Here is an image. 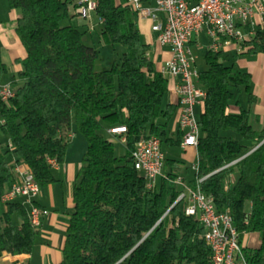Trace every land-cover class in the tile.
<instances>
[{
    "label": "trees",
    "instance_id": "1",
    "mask_svg": "<svg viewBox=\"0 0 264 264\" xmlns=\"http://www.w3.org/2000/svg\"><path fill=\"white\" fill-rule=\"evenodd\" d=\"M6 3L19 13L15 33L26 56L11 77L14 98L0 102V134L8 148L0 154V199L15 183V165L25 166L39 187L51 184L48 161L63 163L76 132L86 150L60 264H211L203 228L184 215L183 201L175 203L180 190L168 180L176 176L147 190L133 167L135 144L151 136L162 142L178 104L162 106L168 80L156 70L127 1L94 0L101 38L123 48L119 63L102 71L94 70L98 52L83 44V33L60 26L70 18L68 0ZM79 7L73 5L75 15ZM241 48L248 55L264 54V28ZM220 55L205 51L198 77L205 99L198 118L197 173L188 186H198L216 212L231 217L245 264H264V120L258 129L251 125L256 99L250 76L220 61ZM5 74L0 63V82ZM242 89L247 108L229 114L234 93ZM116 127L126 129L120 156L101 134ZM181 135L164 141L178 146ZM10 154L15 165L6 159ZM251 234L259 237L255 249L242 245ZM36 235L22 204L0 202V258L29 254Z\"/></svg>",
    "mask_w": 264,
    "mask_h": 264
},
{
    "label": "built area",
    "instance_id": "2",
    "mask_svg": "<svg viewBox=\"0 0 264 264\" xmlns=\"http://www.w3.org/2000/svg\"><path fill=\"white\" fill-rule=\"evenodd\" d=\"M133 12L141 18L152 21V31L156 41L162 48H167L170 58L161 69V74L177 80L176 94L178 98L177 128L182 134L181 149L196 148L199 137L198 119L194 108L202 105L205 93L198 83L199 73L196 71L197 57L190 48L193 36L205 32L209 39L205 51L219 53L231 45L240 46L253 39L256 29V18L264 17V2L261 0H153V7L143 6L144 0H126ZM76 15L80 19H89L95 8L94 0H81ZM161 15L162 20H158ZM15 91L10 84L0 85V102L7 103L14 98ZM125 127L111 128L107 134L125 141ZM134 170L145 181V188L152 190L156 181L162 177L165 157L161 150L159 138L151 136L137 142L132 152ZM51 169L57 164L49 160ZM197 173V165L193 167ZM14 172L20 180L15 181L1 196V204L12 203L23 198L29 205L28 219L30 225L38 229L40 218L47 211L36 207L34 199L39 192L31 173L25 168ZM202 179L197 181L199 184ZM173 186L180 188L175 201L184 202V215L195 217L203 228V240L210 252V260L217 264L221 253H229L228 264H245L235 230L233 248L222 251V242L227 237L226 227H233L228 214L215 210L211 197L200 192L199 187L190 188L182 179L176 177L168 180Z\"/></svg>",
    "mask_w": 264,
    "mask_h": 264
},
{
    "label": "crops",
    "instance_id": "3",
    "mask_svg": "<svg viewBox=\"0 0 264 264\" xmlns=\"http://www.w3.org/2000/svg\"><path fill=\"white\" fill-rule=\"evenodd\" d=\"M81 0H78L74 5H79ZM264 2V0H261ZM143 6L153 7V0H144ZM0 63L6 69V74L2 77L0 85L10 84L15 89L16 84L11 81V77H15L21 70V66L18 64L19 61L23 60L26 56L25 50L18 40L15 27L16 21L19 18V13L8 7L6 0L3 7L0 2ZM137 16V15H136ZM138 17V16H137ZM139 21H147L149 24L148 33L146 31L139 30L140 37L146 36L150 40L146 44L150 45V57L155 64L156 70L161 73V69L164 67L165 62L170 58V52L167 48H162L156 41V34L152 31V21L148 18L138 17ZM78 19H80L78 17ZM158 20L161 21V15H158ZM140 21V22H141ZM264 28V17L256 18V29ZM255 29V30H256ZM202 36L205 38L206 47L209 39L205 32H202L196 36H193L190 41V48L201 50L202 46L198 42V38ZM151 38H154L151 41ZM153 42V43H152ZM228 54H236L238 58L235 61V66L246 72L250 76V92L255 97L256 102L251 106V114L254 118L256 125H260L264 120V54L248 55L239 46L231 45L228 48L221 51L220 59L225 62V57ZM197 57V56H196ZM198 59V58H197ZM226 63V62H225ZM167 92L163 97L162 106L174 105L177 106L178 98L176 94L177 80L167 77ZM239 104L231 103L227 109L229 114L239 113ZM202 112V105H198L194 108L196 118ZM177 116L176 114L167 125L165 130L164 140H170L174 142L179 137V130L177 128ZM257 121V122H256ZM81 136V135H80ZM110 136V135H109ZM114 139V137L110 136ZM74 138V139H73ZM74 135L70 138L72 144L66 147V153L64 156L63 163L57 165L56 168L51 170L53 182L47 186L39 187L37 197L34 199L33 204L47 211V214L40 218V225L37 229V235L29 254L10 256L4 254L0 258V264H60L62 261V251L65 243V234L68 227L69 217L73 211V200L72 192L73 186L76 182V177L79 169L82 165V157L86 150V142L83 138V143L80 139H75ZM182 140V135L180 136ZM85 143V146L83 145ZM121 143V142H120ZM124 145V143H121ZM169 145V144H167ZM162 146V142H161ZM172 146V145H169ZM177 147L181 152L180 160H169L165 157L162 177L172 175L182 179L183 183H188L194 178L195 172L193 167L197 165V150L196 148L181 149ZM0 143V154L6 151ZM11 165H15L13 156ZM164 161V162H165ZM166 167H169L167 171ZM26 167L18 165L19 171H23ZM15 181H19L20 177L17 172H14ZM161 178L156 181V185L160 183ZM177 190L180 188L176 187ZM14 202L22 204L27 213L29 211V205L25 203L23 198H18ZM12 222L16 225L20 224V220L13 216ZM242 245L255 249L259 245V237L257 234H251L246 236Z\"/></svg>",
    "mask_w": 264,
    "mask_h": 264
},
{
    "label": "rangeland",
    "instance_id": "4",
    "mask_svg": "<svg viewBox=\"0 0 264 264\" xmlns=\"http://www.w3.org/2000/svg\"><path fill=\"white\" fill-rule=\"evenodd\" d=\"M78 0H68V7L70 11V18L67 20H64L60 23V26H73L78 29L81 33H83L82 42L84 45L94 48L98 52V57L94 65L95 71H102L109 69L113 64H118L121 53L123 52V48L119 45H112L110 43H106L100 36L101 26L99 25L98 19L96 16L92 13L89 17V19H78V17L75 15V11L73 10V5ZM3 7L5 5V0H0ZM1 9V7H0ZM141 21V20H140ZM139 21V18L135 15V23L137 28L142 31H146L148 33L149 24L147 21ZM141 41L143 43H146L150 39L146 36L140 37ZM154 38H151V41H153ZM198 42L201 44L202 49L196 50L192 49V52L195 56H197L196 61V71L197 73H200L205 69V63H204V53H205V46H206V40L204 37L200 36L198 38ZM153 43V42H152ZM225 62L227 64H234L235 61L238 58L236 54H228L225 57ZM222 61V60H220ZM238 102L239 106L243 109L247 108V95L244 93L243 89L239 93H234V99L232 101ZM251 125L254 127V129H258L260 125H256L254 122V118L251 114ZM169 127V125H168ZM101 134L114 144V152L116 156H120L124 153V145L120 143V140L117 138H111L104 130L101 132ZM72 135L76 137L75 139H80L81 143H83V138L76 132H74ZM74 139V138H73ZM72 139V140H73ZM72 140L69 139L67 143V147L72 144ZM0 143L3 145V149H5L7 144V138L5 136H2L0 134ZM85 146V143L83 144ZM161 150L163 155L166 156L169 160H180L182 152L177 147H172L166 144V142L162 141ZM8 163H12L13 159L10 155L7 156ZM167 171L169 170V167H166Z\"/></svg>",
    "mask_w": 264,
    "mask_h": 264
},
{
    "label": "bare ground",
    "instance_id": "5",
    "mask_svg": "<svg viewBox=\"0 0 264 264\" xmlns=\"http://www.w3.org/2000/svg\"><path fill=\"white\" fill-rule=\"evenodd\" d=\"M227 237L222 242V251H231L233 248V239H235L234 227H226ZM229 253H221L217 259V264H228ZM211 264L212 260H211Z\"/></svg>",
    "mask_w": 264,
    "mask_h": 264
},
{
    "label": "water",
    "instance_id": "6",
    "mask_svg": "<svg viewBox=\"0 0 264 264\" xmlns=\"http://www.w3.org/2000/svg\"><path fill=\"white\" fill-rule=\"evenodd\" d=\"M254 150H255V149H254ZM252 151H253V150H252ZM252 151H251V152H252ZM251 152H250V153H251ZM234 163H235V162H234ZM232 164H233V163H232ZM175 203H176V202H175ZM175 203H174V204H175ZM165 215H166V214H165Z\"/></svg>",
    "mask_w": 264,
    "mask_h": 264
}]
</instances>
